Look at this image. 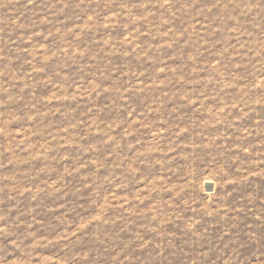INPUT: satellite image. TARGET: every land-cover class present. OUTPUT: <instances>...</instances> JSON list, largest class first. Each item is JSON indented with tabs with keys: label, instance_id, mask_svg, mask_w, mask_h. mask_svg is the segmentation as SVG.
I'll list each match as a JSON object with an SVG mask.
<instances>
[{
	"label": "rangeland",
	"instance_id": "obj_1",
	"mask_svg": "<svg viewBox=\"0 0 264 264\" xmlns=\"http://www.w3.org/2000/svg\"><path fill=\"white\" fill-rule=\"evenodd\" d=\"M0 264H264V0H0Z\"/></svg>",
	"mask_w": 264,
	"mask_h": 264
}]
</instances>
